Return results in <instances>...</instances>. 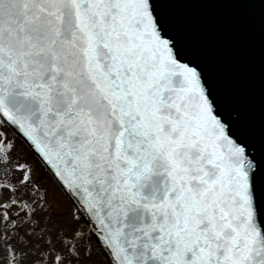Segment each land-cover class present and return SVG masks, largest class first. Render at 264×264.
Here are the masks:
<instances>
[{
	"label": "snow or ice",
	"instance_id": "6c2138e0",
	"mask_svg": "<svg viewBox=\"0 0 264 264\" xmlns=\"http://www.w3.org/2000/svg\"><path fill=\"white\" fill-rule=\"evenodd\" d=\"M0 264H264V0H0Z\"/></svg>",
	"mask_w": 264,
	"mask_h": 264
},
{
	"label": "water",
	"instance_id": "95a60500",
	"mask_svg": "<svg viewBox=\"0 0 264 264\" xmlns=\"http://www.w3.org/2000/svg\"><path fill=\"white\" fill-rule=\"evenodd\" d=\"M215 11L217 14L210 16L209 19L224 28L241 53L251 58L258 77L261 52V5L251 6L243 14H237L229 9Z\"/></svg>",
	"mask_w": 264,
	"mask_h": 264
}]
</instances>
